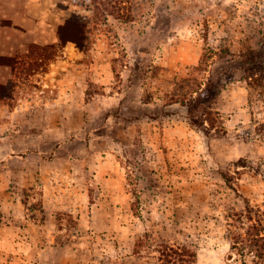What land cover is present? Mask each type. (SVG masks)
<instances>
[{"label":"rangeland","instance_id":"374dc122","mask_svg":"<svg viewBox=\"0 0 264 264\" xmlns=\"http://www.w3.org/2000/svg\"><path fill=\"white\" fill-rule=\"evenodd\" d=\"M62 3L83 49L0 117V264H166L161 246L241 264L225 210L264 209V96L235 75L206 134L167 95L207 46L257 48L264 0Z\"/></svg>","mask_w":264,"mask_h":264},{"label":"trees","instance_id":"16d2710c","mask_svg":"<svg viewBox=\"0 0 264 264\" xmlns=\"http://www.w3.org/2000/svg\"><path fill=\"white\" fill-rule=\"evenodd\" d=\"M62 27L59 32L62 44L73 42L83 49L80 39L64 37ZM84 31L82 29V33ZM237 74L247 83L250 96H264V41L259 42L257 48L241 49L238 56L227 47L207 46L199 63L174 82L173 91L167 95L168 104L179 103L186 107V119L192 128L206 134L222 132L224 123L218 107L219 99ZM225 220L224 236L230 243L232 254L241 264H264V209L247 203L240 211L226 209ZM136 246L141 248L144 242L140 241ZM161 247L163 250H158L160 262L196 264L197 254L192 249Z\"/></svg>","mask_w":264,"mask_h":264},{"label":"crops","instance_id":"0c3cea01","mask_svg":"<svg viewBox=\"0 0 264 264\" xmlns=\"http://www.w3.org/2000/svg\"><path fill=\"white\" fill-rule=\"evenodd\" d=\"M67 8L62 0H0V90L9 92L0 97V117L17 119V109L33 104L31 88L34 93L50 92L37 86H48L59 67L69 69L59 65H70L72 54L76 56L69 46L73 42L62 44L59 35ZM45 49L58 50L48 64Z\"/></svg>","mask_w":264,"mask_h":264}]
</instances>
